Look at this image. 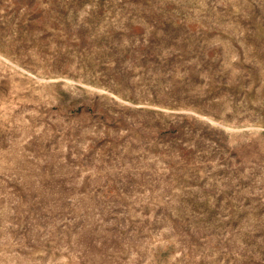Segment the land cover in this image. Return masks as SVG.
Segmentation results:
<instances>
[{"label": "rangeland", "instance_id": "1", "mask_svg": "<svg viewBox=\"0 0 264 264\" xmlns=\"http://www.w3.org/2000/svg\"><path fill=\"white\" fill-rule=\"evenodd\" d=\"M0 264H264V0H0Z\"/></svg>", "mask_w": 264, "mask_h": 264}]
</instances>
